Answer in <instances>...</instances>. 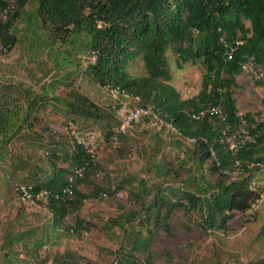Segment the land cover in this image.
I'll return each instance as SVG.
<instances>
[{
    "label": "trees",
    "instance_id": "obj_1",
    "mask_svg": "<svg viewBox=\"0 0 264 264\" xmlns=\"http://www.w3.org/2000/svg\"><path fill=\"white\" fill-rule=\"evenodd\" d=\"M32 3L30 13L26 7ZM6 5L0 0V53L10 52L17 44L13 29L23 17H28L29 25L46 31L51 45L58 40L74 43L80 36L85 37L84 47L94 57L85 71L111 93L116 103L103 107L71 88L63 97L55 98L71 121L79 118L87 125L99 124L104 143H117L116 152L124 153L127 133L118 131L119 96L135 103L130 108H152L166 128L169 125L176 130L173 133L179 140L175 143L184 150L177 170L172 162L166 167L161 163L155 169L157 176L162 172L164 176L174 174L172 181L181 186H165V192L160 184L150 190L144 186L140 194L129 193L139 210L128 209L130 200L113 199L124 189L123 182L115 185L98 158L87 153L74 137L71 141L56 133L51 127L53 122L41 115L49 103L47 93H36L22 116L0 112V157L24 124L34 130V137L32 141L25 134L21 139L30 145L40 142L49 146V175L38 179L34 170L27 169L28 176L20 181L24 184L16 188L18 197L21 186H30L34 197L46 192L35 200L44 204L51 215L49 233L82 237L93 227L80 216L85 201L104 199L105 195L119 213L107 224L117 226L122 239L121 249L110 264L113 260L116 264H143L141 256L151 264L157 240L177 242L180 231L189 233L194 227L203 233L226 232L237 214L253 208L261 196L250 185L264 167V117L252 112L239 114L233 91L239 89L237 77L244 73V66L259 68L256 83L264 86V0H15L2 16ZM172 56L179 68L188 63L201 65V86L196 95L183 99L172 84ZM138 62L142 64V74L132 76L130 67ZM43 97L45 102L38 105ZM0 99L5 105L9 103L7 97ZM212 108L220 110V114L209 112L193 119V115ZM47 113L45 110L46 116ZM143 120L156 119L142 118L134 126ZM98 139L97 136L95 156ZM187 139L193 142L188 143ZM68 145L70 151L65 150ZM19 164L22 169L28 167L22 160L14 163L10 179H20L16 176L21 170ZM75 170H82V174L73 182L71 194L65 193L68 178ZM182 171L188 175L183 181ZM192 172L199 176L191 177ZM172 181L164 183L169 185ZM150 193L154 194L148 201ZM193 211L199 223L194 220ZM124 245L130 246L131 252H126ZM165 253L168 257L169 252ZM59 258L55 264H72L64 256Z\"/></svg>",
    "mask_w": 264,
    "mask_h": 264
},
{
    "label": "rangeland",
    "instance_id": "obj_2",
    "mask_svg": "<svg viewBox=\"0 0 264 264\" xmlns=\"http://www.w3.org/2000/svg\"><path fill=\"white\" fill-rule=\"evenodd\" d=\"M33 8L34 3L28 5L26 10L32 13ZM31 25L28 24V17L18 21L13 29L17 44L10 52L0 53V98L7 97L9 100L5 105L0 99V112L9 115L17 112L22 116L28 101L36 93H47L49 103L43 111L46 110L48 116L44 112L41 115L53 122L51 127L56 133L68 136L72 141L82 131H95L99 138L96 157L115 185L123 182L124 189L116 193L113 199L121 202L130 200L128 209L139 210L138 204H134V196L130 198L129 193L140 194L144 186L150 190L154 184H160L164 192L167 187H180L181 183L172 181L174 174H155L156 167L161 163L166 167L172 162L174 170H177L178 161L184 158V150H180L175 143L179 139L163 125L162 120H143L137 126H131L123 146L125 152L121 154L116 152L117 143H104V131L99 124L87 125L75 117L71 121L61 102L55 100L63 97L71 88L78 89L103 107L114 106L116 99L87 75L85 68L93 63L94 57L84 47V36L74 43L58 40L51 45L48 33ZM170 66L172 84L182 98L196 95L201 86V65L188 63L179 68L172 56ZM260 72L259 68L247 66L244 73L237 77L239 89L233 91V96L241 115L252 112L264 117V86L256 83ZM130 73L132 76L141 75L142 64L138 62L130 67ZM45 98L38 101V105L42 106ZM118 99L130 107L135 105L130 99L119 96ZM31 131L24 124L20 134L8 144L2 151L3 157H0V264H55L60 256L72 264H110L115 253L121 249L122 239L121 230L107 224L119 215L108 196L85 201L80 216L93 227L82 237L49 233L50 213L44 204L23 205L19 201L16 188L24 184L20 181L28 176L27 169L34 170L38 179H44L50 173L47 159L49 146L40 142L30 145L25 138H20L28 134L33 141ZM71 149L69 145L65 146V150ZM20 159L28 167L22 169L19 164L21 170L16 172V176L20 179H10V173L15 169L13 164L20 163ZM180 175L181 181L188 178L183 171ZM197 176V172H192L191 177ZM253 178L256 179L255 191L260 192V199L248 212L237 214L230 222L229 230L203 233L200 228L194 227L189 233L180 231L181 239L177 242L157 240L153 246L151 264H264V167ZM165 181L172 182L166 185ZM153 194L150 193L146 200L150 201ZM171 198L175 199L174 196ZM192 216L197 222L200 220L195 211ZM181 220L192 225L184 217ZM126 228L129 229V226ZM57 240L62 242L61 246H57ZM124 246L126 252H131L130 246ZM165 250L169 252L168 257ZM133 255L138 256L134 252ZM140 258L143 264H147L145 256Z\"/></svg>",
    "mask_w": 264,
    "mask_h": 264
},
{
    "label": "built area",
    "instance_id": "obj_3",
    "mask_svg": "<svg viewBox=\"0 0 264 264\" xmlns=\"http://www.w3.org/2000/svg\"><path fill=\"white\" fill-rule=\"evenodd\" d=\"M6 2V8L5 11L3 13L2 16H5V14L7 13L8 7H12L15 3V0H4ZM228 55V59H230V55ZM250 67V66H249ZM247 66H244V69H246ZM259 77V75L257 76V78ZM115 93V92H114ZM123 97L127 98L128 96L126 94L123 95ZM211 113V114H220V110L216 109V108H212V109H206L204 111H201L199 113V115H193V119H198L200 116H204L206 113ZM119 121H120V127L118 129V131L121 134H126L128 128H130L131 126H134V124L138 123L142 118H148V119H156L158 120V114L152 109V108H139V107H135V108H130L128 106V103H122L121 102V107L117 110L116 112ZM167 127L172 130L174 133H176V130L167 125ZM74 139L76 140V142L79 145H82L83 148L87 151V153L92 154L93 158L97 157L95 156L94 152L96 149V139H97V135L95 134L94 131L92 130H87L85 132L79 133V135H76L74 137ZM188 143H192L193 140L192 139H187ZM235 144L231 145V148H234ZM82 174V170H75L73 171V174H71L68 178V185L66 186V188L64 189L65 193L71 194L72 190L71 187L73 185V182L75 181V179L77 177H80ZM257 185V182L252 181L250 188L253 190ZM19 201L23 204V205H34L37 204L35 199H39L40 197H44L46 192H42L41 194H38V196L34 197L32 192H31V187L30 186H21L19 189ZM45 199V198H44ZM113 264H116V260H113Z\"/></svg>",
    "mask_w": 264,
    "mask_h": 264
},
{
    "label": "crops",
    "instance_id": "obj_4",
    "mask_svg": "<svg viewBox=\"0 0 264 264\" xmlns=\"http://www.w3.org/2000/svg\"><path fill=\"white\" fill-rule=\"evenodd\" d=\"M51 217V215L49 216V218ZM50 223V222H49ZM59 233H56V235H58ZM61 235V234H60ZM56 243H58L57 244V246H61L62 245V242H59L58 240L56 241Z\"/></svg>",
    "mask_w": 264,
    "mask_h": 264
}]
</instances>
